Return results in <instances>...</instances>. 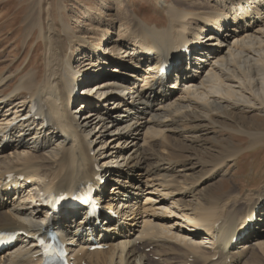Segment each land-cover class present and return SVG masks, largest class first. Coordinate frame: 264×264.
I'll list each match as a JSON object with an SVG mask.
<instances>
[{
	"label": "bare ground",
	"instance_id": "obj_1",
	"mask_svg": "<svg viewBox=\"0 0 264 264\" xmlns=\"http://www.w3.org/2000/svg\"><path fill=\"white\" fill-rule=\"evenodd\" d=\"M45 1L30 2L22 37L0 39L6 49L14 45L8 58L0 56V230L22 231L0 250V264H39L35 237L44 229V211L14 187L11 173L24 174L21 187L32 182L29 193L44 188L57 195L105 178L96 195L118 218L105 210L99 225L72 206L51 220L52 228L64 229V242H76L75 264H150L139 245L162 264H241L249 250L264 254V190L243 186L237 194L223 186L203 194L217 170L238 166L241 135L250 147L264 139V125L223 126L248 109L264 120V0H159L162 21L127 1L108 53L101 44L113 27L94 15L95 2L87 5L89 21L110 27L85 37L71 27L65 0ZM167 58L180 74L155 87L148 81L159 66H150ZM76 85L88 97L76 94ZM216 127L233 135L214 162L184 164L171 147L202 141L204 130ZM216 237L217 244H207ZM95 244L104 249L91 250Z\"/></svg>",
	"mask_w": 264,
	"mask_h": 264
},
{
	"label": "rangeland",
	"instance_id": "obj_2",
	"mask_svg": "<svg viewBox=\"0 0 264 264\" xmlns=\"http://www.w3.org/2000/svg\"><path fill=\"white\" fill-rule=\"evenodd\" d=\"M31 1L33 0H0V39L3 40L6 37H11L16 34L21 37L24 35V25L26 23L25 16L26 13H28L29 11V5ZM90 1L96 3L95 8L98 9V12H96V14L94 15L99 19V21H102L103 17L110 19V25L113 27V29H111L113 30V33L108 34L106 36V40H102L101 44L102 49H107V53L110 48L114 47V40L118 37V32L115 28L118 23H114V21L118 17V12H120L119 10H124V8L129 5L127 1H130L132 8L135 9L137 13H139L143 17L150 20L155 19L159 21H162L163 19L161 16L162 12L158 10L159 0H103L106 5L104 7L102 6L100 0H65L64 3L67 8V18L70 21L71 27L73 28L76 34L80 31L81 33L83 32L81 36L85 37L91 35L90 33H87L90 32L91 29H98V27L100 29L102 27L104 30L106 29V27H110L109 24L105 21L101 22L99 26L96 25V23L91 24L88 18L89 15L86 12V9L88 8L87 5H91ZM45 2H47V0ZM121 2L122 5H120ZM92 10L96 11L95 9ZM102 28L100 30H102ZM84 33H87L88 35H85ZM6 45L8 46L7 49L5 48L4 43L0 45V49H6L0 56L8 58V54L13 50L14 45L9 42L6 43ZM122 57L125 58L124 55H122ZM96 61L97 56H91L88 62L94 63L92 65L95 66ZM86 71H90V69ZM182 75L183 74H181V76ZM258 89L259 91L262 90L261 87H259ZM95 90L96 89L94 88L92 94L96 92ZM82 92L83 91L81 90L80 93ZM239 115L241 116V119L238 118L239 120L236 119L234 123H227L223 126H225V128H236V123L238 125H242L241 122L245 121V123L243 122L245 125H247L245 127L251 128L252 130H256L258 126L264 125V120L262 118L257 117L255 115V112H252L249 109L245 112H241ZM231 135H233L231 130H222L216 127L211 128L210 131L204 130L201 136L202 141L195 142L193 144H188L184 141H181L179 145L171 147H174V150L176 151L177 155H181L184 164H190L191 166L193 162L201 160L206 162H214L215 159H218V157L224 156V146L228 144L230 145V143L232 142ZM241 137L245 139L242 142H238L240 144L235 141L237 147L241 148V154L243 155L242 159L238 162V166H235L233 161L228 162L219 170H217L216 176L212 177L205 184L206 189L203 192L204 195L206 193H210L212 188L219 189L222 187L221 189H224L223 186H225V188L232 187L233 191L235 190L237 194L243 192V186H245L246 188H250L252 186L253 189L255 188V190L259 192H262L264 190V139L259 141L254 146L250 147L247 144L248 142L245 141L248 139L246 134L241 135ZM257 167L259 168L257 169ZM207 169L208 167H205L202 168V170H204L203 172H195V177L203 175ZM240 186H242V188ZM221 189L217 190V192L222 191ZM238 210L242 211L243 206H240ZM263 222H261L262 227H264ZM256 227H259V225H257ZM139 246L142 251L148 254L147 257L149 258L150 264H162V262L159 261L158 256L155 257L153 255L154 253L150 252L151 248H145L144 245ZM259 256L261 258H259ZM241 264H264V254L257 250L253 252L252 250H249L248 253L242 259Z\"/></svg>",
	"mask_w": 264,
	"mask_h": 264
}]
</instances>
